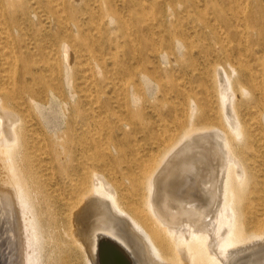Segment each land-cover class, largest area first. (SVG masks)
Masks as SVG:
<instances>
[{"label":"bare ground","instance_id":"1","mask_svg":"<svg viewBox=\"0 0 264 264\" xmlns=\"http://www.w3.org/2000/svg\"><path fill=\"white\" fill-rule=\"evenodd\" d=\"M0 213L21 264H264V0H0Z\"/></svg>","mask_w":264,"mask_h":264},{"label":"water","instance_id":"2","mask_svg":"<svg viewBox=\"0 0 264 264\" xmlns=\"http://www.w3.org/2000/svg\"><path fill=\"white\" fill-rule=\"evenodd\" d=\"M21 252L19 239L0 213V264H21Z\"/></svg>","mask_w":264,"mask_h":264},{"label":"rangeland","instance_id":"3","mask_svg":"<svg viewBox=\"0 0 264 264\" xmlns=\"http://www.w3.org/2000/svg\"><path fill=\"white\" fill-rule=\"evenodd\" d=\"M90 2V1H89ZM91 4H92V1L90 2ZM261 241V240H260ZM258 243V244H257ZM257 243H255V245L251 248V249H255L254 247H256V246H260V242H257Z\"/></svg>","mask_w":264,"mask_h":264}]
</instances>
